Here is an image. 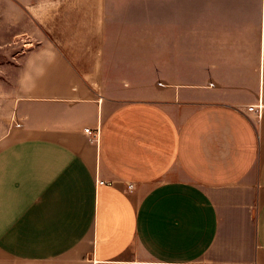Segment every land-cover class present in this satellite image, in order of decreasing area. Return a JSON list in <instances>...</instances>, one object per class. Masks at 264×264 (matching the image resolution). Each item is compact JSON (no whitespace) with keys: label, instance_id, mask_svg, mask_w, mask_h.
<instances>
[{"label":"crops","instance_id":"crops-1","mask_svg":"<svg viewBox=\"0 0 264 264\" xmlns=\"http://www.w3.org/2000/svg\"><path fill=\"white\" fill-rule=\"evenodd\" d=\"M109 3L60 0L16 68L0 264H264V4L243 68L242 4L141 0L130 38Z\"/></svg>","mask_w":264,"mask_h":264},{"label":"rangeland","instance_id":"rangeland-1","mask_svg":"<svg viewBox=\"0 0 264 264\" xmlns=\"http://www.w3.org/2000/svg\"><path fill=\"white\" fill-rule=\"evenodd\" d=\"M110 2L109 10L116 13L117 20L127 21L124 30L127 36L131 38L136 35L139 30L136 20L138 22L141 17V0H110ZM195 3L242 4L245 9H249L242 13L243 25L227 27V33L229 38L242 39L244 51L242 60L228 62L243 68L251 67L255 62L251 57L252 43L257 34L255 21L258 15L254 7L264 4V0H195ZM59 8L60 0H0V144L21 123L14 92L16 68L26 51L34 49L44 39L45 16L52 20L58 15ZM149 13L150 11H146L144 15ZM196 14L204 16L209 13L196 12ZM196 63L197 68L203 65V61L197 60Z\"/></svg>","mask_w":264,"mask_h":264},{"label":"built area","instance_id":"built-area-1","mask_svg":"<svg viewBox=\"0 0 264 264\" xmlns=\"http://www.w3.org/2000/svg\"><path fill=\"white\" fill-rule=\"evenodd\" d=\"M253 108H254L253 106H249L248 109H249V110H253ZM85 131H86L87 133L91 134V132L89 131V129H85ZM127 190H128V191H132V190H133V185H132V184H128V185H127Z\"/></svg>","mask_w":264,"mask_h":264}]
</instances>
